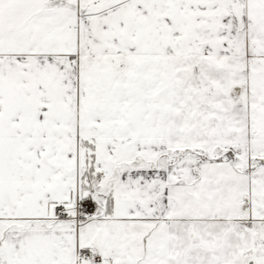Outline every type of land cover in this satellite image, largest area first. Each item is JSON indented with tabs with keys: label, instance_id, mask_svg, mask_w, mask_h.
<instances>
[{
	"label": "snow or ice",
	"instance_id": "6c2138e0",
	"mask_svg": "<svg viewBox=\"0 0 264 264\" xmlns=\"http://www.w3.org/2000/svg\"><path fill=\"white\" fill-rule=\"evenodd\" d=\"M0 264H264V0H0Z\"/></svg>",
	"mask_w": 264,
	"mask_h": 264
}]
</instances>
